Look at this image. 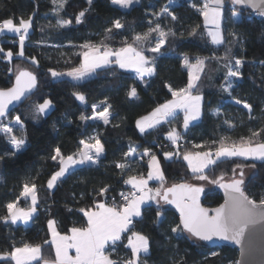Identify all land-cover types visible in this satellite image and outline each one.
<instances>
[{
	"label": "trees",
	"instance_id": "obj_1",
	"mask_svg": "<svg viewBox=\"0 0 264 264\" xmlns=\"http://www.w3.org/2000/svg\"><path fill=\"white\" fill-rule=\"evenodd\" d=\"M170 1L140 0L139 5L123 11L111 5L110 0H92L91 4L89 0H58L59 5L56 0H0V21L12 18L18 25L21 18L31 17L22 48L17 37H1L0 89L10 88L20 70L30 71L38 77L37 85L28 97L0 119L2 126L19 116L24 127L18 138L25 140L24 148L15 152L0 135V156L4 157L0 160V255L10 252L13 246L41 243L44 260L54 261L52 246L43 245V240L49 239V218L57 222L61 235L69 234L68 230L73 226H86V219L77 211L78 208L92 206L94 199H107L110 203L115 197L118 201L119 192L128 189L124 180L130 175L146 176L147 157L129 159L125 153L139 154L145 150L155 153L165 186L194 183L196 179L181 160V154L186 151H215L223 134H230L225 144L239 143L241 138L247 140L252 130L264 129V111L261 110L264 108V20H247L245 15L250 11L226 5L222 9V42L213 45L204 37L206 30L199 14L204 0H185L170 6L169 12L178 18L175 21L163 13ZM233 10L238 12L235 17L232 16ZM82 11L85 16L80 24H76V16ZM116 20L124 27L113 28ZM157 23L162 31L172 35L165 37L161 54L148 53L156 58L155 74L144 78V82L136 79L132 72L118 68L115 76L110 72H100L78 83L66 76L53 78L49 72V69L64 72L71 66H78L77 54L82 51L79 45L83 43L105 40L110 47H119L121 40L131 41L136 35L142 36ZM197 24V35L189 36ZM110 28L120 35L113 39L107 32ZM229 32H234V36H229ZM158 37V32H151L144 47L154 46ZM233 39L239 42L233 44ZM21 50L23 56L18 55ZM8 51L13 52L10 59L4 56ZM185 54L189 57V64L195 63L197 57L204 59L202 72L193 89L194 94L199 90L202 96V116L199 122L181 133V139H185L179 148L181 154L165 160L163 153L168 150H163L160 143L170 141L167 135L173 127L180 131L182 118H172L145 133L139 131L135 122L148 115L158 103L171 99L165 83L173 88L187 85L189 68L182 66ZM33 57L37 64H32ZM237 58L242 59L240 77L232 78L229 84L226 73L229 66L234 68ZM228 84L231 87L224 92L221 85L228 87ZM132 86L137 89V97L134 98L127 94ZM73 93L84 95V103L80 104ZM45 98L50 99L53 106L45 116L35 117L34 104L43 102ZM234 98L250 103L252 110L244 111L233 103ZM106 107L112 120L98 128V139L104 148L101 157L95 164L84 163L74 168L52 190L48 189L47 180L58 170V165L50 158L54 149L59 147L63 155L79 153L82 148L79 141L84 140L87 130L92 127L87 122L88 118ZM259 139L252 137V145ZM193 144L204 147L196 149ZM13 152L15 155H11ZM238 159L241 158L218 162L205 173L210 178L221 174L227 178L232 175L233 161ZM117 163L125 167L116 168ZM255 163L254 173L246 180V190L258 199L264 193V163ZM33 184L36 186L38 211L30 226H12L3 219L8 215L6 205L18 203L23 207L25 200L20 198V193L25 186ZM159 185L160 182L153 184L155 187ZM101 187L111 188L106 198L94 195V190L98 192ZM222 202L223 198L215 186L205 188L203 205L213 208ZM155 208L154 204L143 208V219L134 220L135 230L149 239V253L140 257L147 264H229L238 258L234 248H209L186 234L171 233L173 221L178 220L172 209L167 208L169 211L163 214L161 222L154 223ZM126 239L124 236L122 242H117L118 254L111 255L112 260L118 261L120 257L124 262L130 258V250L125 247ZM212 252L218 255L213 257L210 255ZM44 260L32 264H43ZM0 264L14 262L3 259Z\"/></svg>",
	"mask_w": 264,
	"mask_h": 264
},
{
	"label": "snow or ice",
	"instance_id": "obj_2",
	"mask_svg": "<svg viewBox=\"0 0 264 264\" xmlns=\"http://www.w3.org/2000/svg\"><path fill=\"white\" fill-rule=\"evenodd\" d=\"M91 2L92 0H89V4ZM132 2L133 0H111L113 5H120L122 8H126ZM229 4L234 8H250L259 17L264 18V0H210V2L205 0L204 6L199 9V14L203 18L205 28L211 26L212 30H209L207 35L211 37L212 44L221 43L222 9H225V6ZM164 11L172 17L173 21L178 19L171 12H168L167 8ZM237 14L238 12L233 10L232 16L235 17ZM84 16L85 12H80L76 16V24H80ZM30 20L31 17L29 19L21 18L17 25L12 18L3 19L0 21V31L7 30L9 33L16 34L22 48L30 28ZM112 27L121 29L124 25L116 20ZM198 28L199 25L197 24L188 35L196 36ZM153 31L158 32L160 38L156 41L155 46L145 48L144 42L148 40V36ZM107 32L113 39L120 35L113 33L111 28ZM167 35H172V33H165L157 23L155 28L150 27L148 32L142 36L136 35L132 37L131 41L121 40L119 47H110L105 40L98 43L86 42L79 45L82 51L77 54L79 56L78 66H71L64 72L52 69H49V72L53 78L67 76L73 81H83L85 78L100 72H110L115 76L118 68L134 72L136 79L144 82L145 77H152L155 74L156 58L149 56L148 53L161 54ZM229 36H234V32H229ZM238 42L236 39L232 41L233 44ZM0 52H3L2 48H0ZM18 55L23 56V51L21 50ZM4 56L10 59L13 52L8 51L4 53ZM37 63L33 57L32 64ZM203 63L204 59L197 57L195 64H189L188 55L183 56L182 66L189 68L187 85L173 88L169 83L164 84L168 93L171 94V99H166L164 103H158L148 115L136 120V127L141 133H145L146 128H154L169 118H174L178 111L183 113L182 127L184 129H188L190 122L196 121L200 117L202 96L199 94V90L195 94L192 91L196 88L194 81L198 79L194 75L193 69H199ZM241 64L242 59H235V69L233 70L229 66L226 76L240 77ZM37 80L38 77L32 72L20 70L19 74L15 76V85L7 90H0V117H5L6 109L13 101H20L26 92L35 88ZM229 87L231 85L228 87L221 85L224 92H228ZM127 94L129 97H137L136 87L132 86ZM73 95L77 101L83 102L85 100L84 95L77 93H73ZM234 103L236 105L242 104L243 108L249 111L252 110L250 103L239 98H234ZM52 106L51 100L47 98L43 99L41 103H35V117L44 115L46 110ZM95 107L93 105L94 110ZM261 110L264 111V108ZM108 111L106 107L98 113V117L93 118L101 119L104 124H108ZM80 118L81 120L84 119L83 116ZM14 123L21 128L24 127L19 116L15 118ZM52 127L56 130L55 124ZM5 131H11V128L5 129ZM252 137L260 138L254 146H252ZM92 139L95 141L94 143L81 139L79 144L83 145V149L74 155H63L59 147L54 149V154L50 158L56 162L58 170L54 171L50 179L47 180L48 189H53L59 178L64 177L73 165L84 164L89 160L93 164L96 163L89 153L94 151L95 155L99 157L104 148L99 139L95 137ZM167 139L175 147L181 139V133L173 127L168 132ZM226 139L225 137L220 140L219 147L214 152L186 151L182 156L194 179L206 181L223 191L224 202L219 206L215 208L202 206L201 194L205 191L203 185L196 186L184 182L174 183L172 186L166 187L157 155L145 150L143 156L149 158L147 177L130 175L124 180V184L129 185L130 190L120 192L119 202L115 197L110 203L107 199H94L92 206L78 208L77 211L86 218V226H73L68 230L70 234L61 235L57 230V222L52 218L47 220L48 234L51 239H44L43 245L54 247L56 256L54 264H118L117 261L109 259V254H106L105 249L108 244L115 248L118 241H123L124 234H128L125 247L130 249V258H127L124 264H147L138 254L149 251V239L135 230L133 218L143 219L141 206L152 203L156 205V219L153 221L156 224H159L163 214L169 211L164 205L175 208L178 213V220L173 221V226L170 227L171 233L181 236L186 234L189 238H195L200 242H227L237 246L240 259L229 261V264H264V193H261L257 199L254 194H250L246 190L245 172L246 168H256V161L264 163V142H262L264 141V129L252 130L251 136L247 140L241 138L239 143L234 142L230 147L225 146ZM10 143L14 149L18 150L25 144V141L23 138L17 139L12 136ZM192 147L200 149L204 145L193 144ZM131 154V152L125 153L128 156ZM11 155H15V152ZM163 155L165 160H168L173 157L174 153L165 151ZM175 155L179 156L180 153H175ZM3 158L0 156V160ZM231 158H241L233 161L231 176L226 178L224 174H221L218 177L210 178L205 173V170L209 169L211 165ZM248 161L251 163H246ZM115 166L120 169L125 167L122 163H117ZM150 180L160 181L159 187L155 189L149 187L148 182ZM35 191V184L31 187L25 186L20 196L24 197L25 202H27L31 195V203L25 208L19 207L18 203H8L6 205L8 215L3 219L10 218L13 224L17 220L27 222L38 211ZM110 191V187H101L98 192L94 190V195L106 198ZM68 210L72 211V209ZM70 249H74L75 256L69 255ZM41 253V243L34 245L24 243L23 246H13L10 252L5 251L3 257L0 258H10L15 264H32L33 261L44 260ZM210 255L215 257L218 253L212 252ZM44 264H48V261L44 260Z\"/></svg>",
	"mask_w": 264,
	"mask_h": 264
},
{
	"label": "rangeland",
	"instance_id": "obj_3",
	"mask_svg": "<svg viewBox=\"0 0 264 264\" xmlns=\"http://www.w3.org/2000/svg\"><path fill=\"white\" fill-rule=\"evenodd\" d=\"M57 2H58V0H56ZM59 3L60 2H58V4L57 5H59ZM110 4L111 5H113L112 3H111V0H110ZM140 4V0H133V2L132 3H130V4H128L127 5V7L126 8H122L120 5H113V6H115V7H118V8H120L121 10H123V11H127V10H129L130 8H132V7H134V6H136V5H139ZM169 7H170V5H167L165 8H167V11L169 12ZM163 13H166L165 11L163 12ZM167 14V13H166ZM221 28H222V23H221ZM221 28H220V38H221V42H222V35H221ZM209 30H212L211 28L209 29ZM209 30H207V31H205V32H208ZM17 38H18V36H17ZM160 37H158V38H156V39H159ZM211 38V37H210ZM209 39V38H208ZM210 41H211V39H209ZM18 41H19V39H18ZM157 41V40H156ZM156 43V42H155ZM20 44V43H19ZM213 45H215V44H213ZM154 46H155V44H154ZM235 69V66H234V68H233V70ZM124 71H126V70H124ZM128 72H132V71H128ZM135 76H136V74L134 73V72H132ZM93 76V75H92ZM92 76H89V77H87V78H85V80H87V79H89V78H91ZM67 77V76H66ZM68 79H70L69 77H67ZM145 78H149V77H145ZM232 78H236V79H239V77L237 78V77H228V81H229V84H230V81H231V79ZM71 80V79H70ZM85 80H83V81H85ZM71 81H73V80H71ZM83 81H76V82H83ZM228 84V85H229ZM228 89H230V87L228 88ZM80 104H83L84 103V101L83 102H81V101H78ZM233 103H234V100H233ZM235 104V103H234ZM236 105V104H235ZM238 107H240L241 109H243L244 111H246V112H249V110H247V109H244L243 108V106H242V104L241 105H237ZM50 109H51V107L48 109V110H46V113L43 115V116H45L49 111H50ZM103 111V110H102ZM100 112V111H99ZM99 112H96L94 115H92L90 118H88V120H87V122L89 121V123H91V125H92V127H90V129H88L87 130V132H86V136H85V138H84V140L86 141V142H91V143H94L95 141L92 139V137H95L96 139H98V128H99V126H105V125H107V124H104V122H103V120H101V119H98V118H93V117H98V113ZM179 112V111H178ZM214 115H218V113H214ZM201 116H202V103H201V113H200V117L196 120V121H192V122H190V126L191 125H193V124H195V123H197V122H199L200 121V119H201ZM14 120H15V118L13 119V120H11L10 122H8L7 124H5V125H2V126H0V135H2L3 136V138L5 139V141L7 142V144L9 145V147L13 150V151H15V152H18V151H20V150H22L23 148H24V146H25V144L20 148V149H18V150H16V149H14L12 146H11V143H10V137H12V136H15L17 139H20V138H18V133H19V131L22 129L19 125H17V124H15L14 123ZM111 120H112V115L108 112V124L111 122ZM189 126V127H190ZM8 128H11V131H8V132H6L5 131V129H8ZM186 130V129H185ZM230 136V134H223V137L222 138H227L228 139V137ZM226 139V140H227ZM225 140V141H226ZM25 141V140H24ZM183 142H185V139H181V144L183 143ZM226 143H228V142H226ZM234 142H231V143H228V144H225V146H227V147H230L232 144H233ZM180 146L181 145H177V146H175V147H172V150H168V151H171V152H173L174 153V155H173V157H175V156H177V155H175V153H180V151H179V148H180ZM252 146H254V145H252ZM82 149H83V145H82ZM143 153L144 152H142L141 154V156H143ZM92 157H93V159H95V161L97 162L98 161V159L100 158V156L99 157H97L96 155H95V152L93 151V152H91V153H89ZM181 154V153H180ZM138 156V154H134V153H132L130 156H128L129 157V159H133L134 157H137ZM182 156H183V154H181V156H180V158H181V160H183L182 159ZM139 157V156H138ZM172 157V158H173ZM86 162H88V161H86ZM89 162H91V160H89ZM184 163L187 165V163L184 161ZM76 166H79V165H73L72 167H70L69 169H68V171L69 170H71V169H73V168H75ZM207 170V169H206ZM205 170V171H206ZM66 174V173H65ZM62 178V177H61ZM61 178H59V180L61 179ZM58 180V181H59ZM57 181V182H58ZM56 185V184H55ZM54 185V186H55ZM24 199V198H23ZM28 200V199H27ZM29 201V200H28ZM30 202V201H29ZM115 247H117V245L115 246ZM112 248V246L111 245H108V247H107V249H106V252H107V254H109V256H111L112 254H110V249ZM33 262H35V261H33ZM32 262V263H33ZM15 263V262H14ZM120 264H124V262L123 263H120Z\"/></svg>",
	"mask_w": 264,
	"mask_h": 264
},
{
	"label": "crops",
	"instance_id": "obj_4",
	"mask_svg": "<svg viewBox=\"0 0 264 264\" xmlns=\"http://www.w3.org/2000/svg\"><path fill=\"white\" fill-rule=\"evenodd\" d=\"M181 1H185V0H172V1H170L169 2V5L170 6H172V5H175V4H177V3H179V2H181ZM209 2H210V0H209ZM204 3H205V0H204ZM204 6V5H203ZM202 6V7H203ZM223 22V18H222V20H221V23ZM203 26H204V28H205V25H204V22H203ZM211 28V26H208V28L206 29L205 28V30L207 31V30H209ZM3 35H8V36H13V37H17V35L16 34H14V33H9L7 30H2V31H0V40H1V37L3 36ZM193 64H195V63H193ZM202 69H203V65L199 68V69H193V72H194V75H196L198 78H199V76H200V74H201V72H202ZM122 70V69H121ZM188 72H189V69H188ZM67 78V77H66ZM197 81H198V79H196L195 81H194V83H195V85H196V83H197ZM74 82H76V81H74ZM78 83V82H77ZM193 91V90H192ZM178 116H180L181 118H182V121H183V113L182 112H177L176 113V116L174 117V118H176V117H178ZM172 118H169L168 120H166V121H169V120H171ZM166 121H164V122H162V123H165ZM161 123V124H162ZM156 126H158V125H156ZM155 126V127H156ZM152 129V128H151ZM147 130H150V129H148V128H146L145 129V131H147ZM187 130V129H186ZM183 127H182V123H181V126H180V133H182V132H185L186 131ZM82 149V148H81ZM214 152V151H213ZM101 155H102V153L100 154V157H101ZM142 154L141 153H139L138 154V156H141ZM137 156V157H138ZM177 156H175V157H173V158H176ZM147 159L149 160V158L147 157ZM158 160V159H157ZM159 162V161H158ZM85 163H90V164H93L92 162H85ZM83 164H80L79 166H82ZM79 166H76V167H79ZM75 167V168H76ZM147 167H148V161H147ZM74 169V168H73ZM73 169H71V170H69V171H67L66 172V174L67 173H69L70 171H72ZM160 171L162 172V170H161V167H160ZM65 174V175H66ZM138 177V176H137ZM147 177V174H146V176H145V178ZM160 181H157V180H150L149 182H148V184H149V187H151V188H153V189H155V188H157V187H155V186H153V184H155V183H159ZM126 187H128V188H130V186L129 185H126ZM54 188V187H53ZM52 190V189H51ZM23 191V190H22ZM35 194H36V191H35ZM20 198L21 199H23L24 197H21L20 196ZM25 200V199H24ZM30 202H29V201ZM28 200H27V202H24V205H23V207H21L20 205H19V207H21V208H25V207H27L30 203H31V195L28 197ZM152 204H154L155 205V203H152ZM151 205V204H150ZM147 206H149V205H142L141 207H142V210H143V208H145V207H147ZM35 214L36 213H34L33 215H32V217H30V219L27 221V222H24V221H21V220H17L16 222H15V224H13L12 223V221H11V219L9 218V219H7L6 220V222L7 223H10L12 226H18V225H22V226H24V227H27V226H30V224H31V222H32V219H33V217L35 216ZM86 219V218H85ZM136 219H138V218H133V221L134 220H136ZM70 234V233H69ZM128 234H124V236H127ZM49 239H51V237H50V235H49ZM119 242V241H118ZM125 244H127V239H126V241H125ZM108 245H110V244H108ZM108 245H106V249H107V247H108ZM52 249H53V253H54V261H51V262H48V264H54V262H55V259H56V256H55V249H54V247H52ZM106 249H105V251H106ZM128 249V248H127ZM130 250V249H129ZM148 253H149V251L147 252V253H140V254H138L139 255V257H142V256H146V255H148ZM106 254H107V252H106ZM69 255L70 256H75V251H74V249H70L69 250ZM0 257H3V255H0ZM4 258H0V260H3ZM7 259H10V258H7ZM109 259H111V257L109 256ZM5 260V259H4ZM11 260V259H10ZM112 260V259H111ZM14 262V261H13ZM34 263V262H33ZM15 264V263H14ZM44 264V263H43Z\"/></svg>",
	"mask_w": 264,
	"mask_h": 264
},
{
	"label": "water",
	"instance_id": "obj_5",
	"mask_svg": "<svg viewBox=\"0 0 264 264\" xmlns=\"http://www.w3.org/2000/svg\"><path fill=\"white\" fill-rule=\"evenodd\" d=\"M230 6H231V5H230ZM231 7H234V6H231ZM238 8L243 9V10H248V11H250V12H253V10L250 9V8H244V7H238ZM254 13H255V12H254ZM259 18L262 19V20H264V18H262V17H259ZM17 75H18V74H17ZM14 85H15V79H14V81H13V85H12V86H14ZM12 86H11V87H12ZM0 90H2V89H0ZM4 90H7V89H4ZM33 90H34V88H33L32 90H30L29 92H26V93L21 97V100H20V101H13L12 104H10V105L8 106V108L6 109V114H5V116H6V115H7V114H8L13 108H15L20 102H23ZM1 118H3V117H0V119H1ZM245 172H246V180H247V179L249 178V176H250L251 174L254 173V169H247V168H246V169H245ZM181 183H184V182H181ZM191 184L196 185V186H201V185H203L205 188H206V187H207V188H213V187H214L213 185L208 184L206 181H198V180H195V182H194V183H191ZM170 186H172V185H167L166 187H170ZM215 189H216V190L219 192V194L222 196V198H223V202H224V194H223V191H222L221 189L217 188L216 186H215ZM204 193H205V191H204ZM204 193L201 194V203H202V199H203ZM223 202H222V203H223ZM202 206L207 207V206L203 205V203H202ZM164 207L169 208V209H172V210L176 213V215H177V217H178V213L176 212V210H175L174 207H172V206H170V205H164ZM213 208H215V207H213ZM192 239L196 240L195 238H192ZM196 241H197V240H196ZM198 242H200V241H198ZM200 243H202L203 245H205V246H207V247H209V248H219V247H230V248H234V249H236L237 252H238V258H237V259H240V256H239V249H238V247L235 246V245H233V244H231V243H227V242H216V241L211 242V243H207V242H200Z\"/></svg>",
	"mask_w": 264,
	"mask_h": 264
},
{
	"label": "built area",
	"instance_id": "obj_6",
	"mask_svg": "<svg viewBox=\"0 0 264 264\" xmlns=\"http://www.w3.org/2000/svg\"><path fill=\"white\" fill-rule=\"evenodd\" d=\"M245 17H246V19L247 20H251V19H260L259 18V16L256 14V13H254V12H247L246 13V15H245ZM204 37L205 38H209V39H211L208 35H207V32H205V34H204ZM177 145H181V139L178 141V144ZM160 146L163 148V150H169L170 148L172 149V147H174L173 145H172V143H171V141H162L161 143H160ZM125 186V185H124ZM127 190H130V188H128V189H123L122 191H127ZM121 192V191H120ZM120 192H119V194L117 195V199H118V201H120ZM110 254H112V255H116V254H118V251H117V247H115V248H111L110 249ZM118 264H120V263H123V260L119 257L118 258Z\"/></svg>",
	"mask_w": 264,
	"mask_h": 264
}]
</instances>
